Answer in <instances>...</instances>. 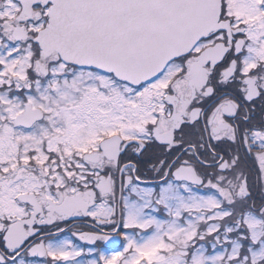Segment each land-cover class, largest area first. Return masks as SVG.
<instances>
[{
    "label": "snow or ice",
    "instance_id": "1",
    "mask_svg": "<svg viewBox=\"0 0 264 264\" xmlns=\"http://www.w3.org/2000/svg\"><path fill=\"white\" fill-rule=\"evenodd\" d=\"M0 264H264V0H0Z\"/></svg>",
    "mask_w": 264,
    "mask_h": 264
}]
</instances>
